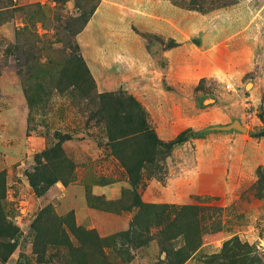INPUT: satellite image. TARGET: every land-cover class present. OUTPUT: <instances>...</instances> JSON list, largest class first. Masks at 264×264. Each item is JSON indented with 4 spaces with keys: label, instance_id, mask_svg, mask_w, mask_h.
Segmentation results:
<instances>
[{
    "label": "rangeland",
    "instance_id": "1",
    "mask_svg": "<svg viewBox=\"0 0 264 264\" xmlns=\"http://www.w3.org/2000/svg\"><path fill=\"white\" fill-rule=\"evenodd\" d=\"M110 95L137 100L162 142L184 133L137 182L108 134ZM59 144L64 180L39 193L29 174ZM139 202L151 224L138 245L114 242ZM185 205L201 208V233L183 264L226 262L235 239L264 264V0H0V209L17 227L0 236V252L15 243L0 264H40L34 224L47 206L94 230L111 264H169L163 243L188 240L160 230ZM46 260L60 264L54 249Z\"/></svg>",
    "mask_w": 264,
    "mask_h": 264
},
{
    "label": "trees",
    "instance_id": "2",
    "mask_svg": "<svg viewBox=\"0 0 264 264\" xmlns=\"http://www.w3.org/2000/svg\"><path fill=\"white\" fill-rule=\"evenodd\" d=\"M110 96L114 107L109 104L113 115L110 116L112 125L111 128H108V134L115 147V152L127 165V168L134 178V182H137L139 179V169L144 166V162L153 160L155 152L158 151L160 147L164 146V149H162L163 153L166 148L171 149L175 144L182 142V140L185 139L184 133L180 134L176 140L164 143L153 131L146 130L145 114L137 100L132 97L126 100H119L112 95ZM144 131L146 134L142 137V134L145 133ZM128 150L132 151L129 153V157L125 154ZM61 153L62 148L60 144L55 150L42 153V157L53 162L50 168L56 167V172H52L49 169L48 163H43L42 157H38V163L41 164L42 167L39 168V166L35 169L34 173L29 174V180L31 185L34 186L39 193L44 192L49 185L64 180L63 170L66 167L63 168V166L66 163V159L63 157L64 154L62 155ZM56 159L57 161L59 159L58 163L54 161ZM41 181L45 183L43 186H40L42 183ZM138 206L141 208V215L137 217V220L129 230L116 235L114 242L121 236L128 240L133 239L134 243L138 245L136 241L140 239V235L138 234L139 228L144 225V223L146 224L144 227L151 224L148 218L147 220L143 218V216L148 213L147 209L150 204L139 202ZM54 213L51 207H45L39 213L34 224V252L38 254L37 260L40 264L50 263V260H46V254L49 249H54V254L57 259H59L60 264H88V258L95 252L100 254L99 264H111L104 251V246L109 244L102 241L94 230L79 229L72 216L60 218ZM153 215H155L156 220L160 219L157 214ZM200 216V207L185 205L180 207L171 221L168 223L165 222L163 225L164 228L160 230V234L166 237L167 242L174 241L180 236H185L188 240L186 246H180L178 248L174 243L170 246L163 243V250L167 253L169 264H183L195 250L192 245L201 233ZM48 224H50L51 229H44L49 228ZM53 227L55 228L53 229ZM68 229L73 233L76 243L73 238L70 237L68 233L70 231H68ZM0 231V236L4 235V232L10 237L15 236L17 233V227L6 222V216L1 209ZM232 243L233 245L238 244L242 245V248L246 247L249 249L247 244H241L236 239L228 240L225 242L223 248L226 262L215 260L216 264H254L255 262L263 264L259 257H251V251H246L248 249L245 250L244 248V250L234 249ZM6 244L7 242L3 243V248L6 247L5 251L0 252L3 262L7 261L8 254L15 247V243H10L8 246H6ZM7 247H9L8 250ZM129 250V247L126 246V251Z\"/></svg>",
    "mask_w": 264,
    "mask_h": 264
},
{
    "label": "water",
    "instance_id": "3",
    "mask_svg": "<svg viewBox=\"0 0 264 264\" xmlns=\"http://www.w3.org/2000/svg\"><path fill=\"white\" fill-rule=\"evenodd\" d=\"M230 126H234V124L230 125ZM230 126H227V127H230Z\"/></svg>",
    "mask_w": 264,
    "mask_h": 264
}]
</instances>
